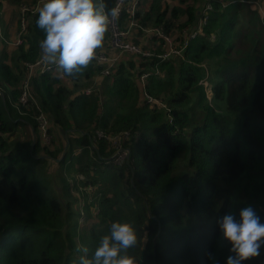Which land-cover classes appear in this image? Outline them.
Masks as SVG:
<instances>
[{
	"label": "trees",
	"instance_id": "16d2710c",
	"mask_svg": "<svg viewBox=\"0 0 264 264\" xmlns=\"http://www.w3.org/2000/svg\"><path fill=\"white\" fill-rule=\"evenodd\" d=\"M25 1L0 0V9L4 4L17 15ZM177 1L183 7L174 5L167 16L164 0H144L147 8L134 16L138 27L168 34L187 25L196 28L197 10L187 2L204 0ZM208 1L213 9L204 34L191 41L184 59L122 62L103 79V98L84 93L101 71L96 60L77 77L29 69L41 58L44 33L35 21L42 5L23 14L18 45L5 44L10 40L2 37L0 264H74L77 245H86L91 255L114 221L130 222L136 229L138 243L128 255L138 264H225L230 245L220 239L217 220L226 213L239 219L241 209L250 206L264 222V16L256 8L245 10L250 0ZM114 2L108 0L109 8ZM240 17L246 20L236 27ZM126 19L123 14L120 23ZM138 27L135 34L141 35ZM107 37L108 32L103 45ZM246 38L245 50H233ZM202 63L209 72L210 101L198 84L205 74ZM130 70L152 72L144 91L164 102L169 113L139 100ZM26 80L48 118L50 144L41 143L36 106L18 101ZM18 126L28 129V141H12L22 133ZM97 131L109 139L95 138ZM116 136L119 146L129 150L120 164L112 157L116 149L110 138ZM182 152L185 165L177 167ZM62 153L66 171L76 164L74 171L91 179L82 186L94 197L82 201L86 221L94 220L80 231L78 210L66 198L71 190L66 179L59 176L54 185H63L62 190H54L37 171L41 161ZM263 248L259 257L243 264H260Z\"/></svg>",
	"mask_w": 264,
	"mask_h": 264
},
{
	"label": "clouds",
	"instance_id": "9594fccd",
	"mask_svg": "<svg viewBox=\"0 0 264 264\" xmlns=\"http://www.w3.org/2000/svg\"><path fill=\"white\" fill-rule=\"evenodd\" d=\"M120 12V6L109 8L108 0H46L35 21L44 33L39 41L42 61L55 66L61 77L82 75L96 59L110 24ZM217 225L220 239L230 245L231 254L225 264H243L261 255L264 222L253 208L241 209L239 219L226 213L217 220ZM137 243V231L132 223L114 221L91 255L86 245H77L75 251L79 255L74 264H138L128 255ZM207 255L213 258L212 253Z\"/></svg>",
	"mask_w": 264,
	"mask_h": 264
},
{
	"label": "rangeland",
	"instance_id": "374dc122",
	"mask_svg": "<svg viewBox=\"0 0 264 264\" xmlns=\"http://www.w3.org/2000/svg\"><path fill=\"white\" fill-rule=\"evenodd\" d=\"M232 1H235V0H231L230 2H232ZM164 3L168 4V10H167V13H166L167 16H170L171 8L174 5L183 7L182 5H180V3L177 0H164ZM188 3L193 4L191 6H193L197 10L198 23H199V21L203 20L202 19V14L205 12V10H204L205 8H209L210 11L213 9L212 4L208 0H206V1L204 0V1L199 2V3L198 2L193 3L192 1H188L187 4ZM21 4L22 5H18L19 14H17V15L13 14V12H11V11H7V8L4 6V4L1 6L0 18L2 20L0 21V40L2 39V37H4L7 40H10L9 39V35H7L5 33L6 32V22H8V24L13 25V26L16 27V35H18V33L20 32V29H21V21H20V18H21V7L22 6L30 7V0H29V2L25 1V2H23ZM253 8H256L260 12V18L262 19L263 16H264V0H250L248 2V4L246 5L245 10H250L251 11ZM207 14H208V11H206V16H207ZM244 15L247 18V15L246 14H244ZM16 18H18V27L15 25ZM243 18L244 17H240L239 18V22L237 23L236 27L241 25V23L245 22L246 19L244 20ZM207 21L208 20L206 18L205 25L207 24ZM191 27H192L191 25H187L186 28H183V29H185V32H187L188 30H192V29H190ZM147 29H149V28H147ZM174 30H175V28L173 29V31ZM244 32L246 33V30H244ZM203 34H204V32L202 34H200V36H202ZM126 36L127 35H125L124 37H126ZM124 37L122 38V41L124 40ZM208 38L213 43L215 41V39H216L215 38V33L211 32L208 35ZM192 40L189 41L188 46L190 45ZM127 41L130 44H132L133 46L138 47L140 49V51L147 50V51H149L151 53H154L155 55L160 53V50H161L159 45L153 46L151 48L144 47L142 45V43H141V41L144 42V40L143 39L141 40V36L140 35H136L135 33L133 35L127 37ZM249 41H250L249 38H246L241 43H234L233 44V50H245L247 48V45H248ZM9 43H10L9 41L5 42V44L10 45ZM13 45H15V44H13ZM122 52L120 54H118V57L115 59L116 64H115L114 68L111 70V72L109 74L103 75L101 73L102 71H103L104 74L107 73V70H105L106 66L105 65H100V67H101L100 73L97 74L96 76H94L90 80V85L84 90V92L85 91L89 92L88 94H91L92 92L98 93L100 98H103L102 94H101V88H102L103 79L106 78V77H110V75H112L114 73V69L117 66L119 68V66L121 65L122 62L139 61V58L137 56H141L140 54H137V53H134V52L133 53L132 52L128 53L129 55H124L123 56V54H125V53H122ZM141 57L142 58H147V57H144V55H142ZM184 57L185 56H182V57H179V58L184 59ZM201 66L204 67L205 74H204L203 78L198 81V84L203 87V90L205 92V96L210 101L212 94H211V89H210L211 86H210V82H209V72H208L207 67H206L205 64L202 63ZM143 73H146L147 75H145ZM157 73H158V71L155 72V74H157ZM129 74H132L133 76H135V79L137 81L138 90H139V92H138L139 100L141 101L142 98H145V96L148 95L144 90H147V86H148V83H149L148 82V78L152 74V72L151 71H145V72H142V73L139 74V73L135 72L134 70H130ZM203 80H205L207 82V86H204V84L201 83V81H203ZM147 97H148V99H146V103H147L148 106H150V107L157 106V107L165 110L166 113H169V108H167L166 105L164 104V102H162L160 99H158V98H156V97H154L152 95H148ZM20 128H22L21 129L22 133H17L15 135H13L12 141H15V140H17V141H28L29 140L30 136H29L28 129L26 127L23 128L21 126H18V129H20ZM24 130H25V132H24ZM117 137H119V136H117ZM51 141H52V133L50 132L48 142H44L42 140L41 143L43 145H47V144H50ZM112 141H113V139H112ZM112 141H110V143H111V146L113 147ZM63 156L64 155L62 153L61 157L58 156L54 160L45 159L44 161H41L38 164L37 171H38L39 179L41 181L42 180L44 181V179H45L46 182L48 183L49 188L52 187V189H54V190H59V191L62 190L61 186H63V185H58V187L54 185L55 183L57 184V182H59V176L61 178H65L66 179V181H67L66 184H68V186L69 185L71 186V190L69 191V193L67 195L68 197H66V198H71L72 199V204H73L72 208L75 209V210H78L79 223H78V228L77 229H78V231H80L81 229H83L85 227H89L90 223L92 222L91 220H94V219H90V220H88L89 222L86 221V213H85V210H84V203L82 201V199H84V197H85V200L87 201V203H89V201H91V199L94 197V194H92L90 191H88V193L86 192L87 189L90 190L89 188H86L85 186H82V181H85V180L91 181V179L90 178L86 179L85 178L87 176L86 174L76 173L74 171V169L77 168L76 164L74 166L68 167L69 169H68V171H66V169H64L63 164L60 163L61 159L63 158ZM184 156H185V152H182V153L179 154L178 160H177V163H176L177 167H182V166L185 165L182 162L183 159H184ZM63 169H64V171H63ZM96 212L98 213V211H96ZM263 252H264V250L262 251V260H261V262L264 259Z\"/></svg>",
	"mask_w": 264,
	"mask_h": 264
},
{
	"label": "built area",
	"instance_id": "2783aa9c",
	"mask_svg": "<svg viewBox=\"0 0 264 264\" xmlns=\"http://www.w3.org/2000/svg\"><path fill=\"white\" fill-rule=\"evenodd\" d=\"M144 0H123V3H120V0H115L114 6H120L121 7V12L119 17L112 21V23L109 26L108 29V37L106 42L104 43L105 45L102 47V49L97 53L96 57V63L99 65H105V70H107V73L104 74L103 71L101 72L103 75H107L111 72V70L114 68L116 61L115 59L118 57V54L122 53L124 55H129L128 53H137L140 54L141 56L144 55V57L150 58V57H158L162 60L168 59L172 56H178L182 57L184 56V51L188 47L189 41L192 39H195L196 37L200 36V34L203 33L202 27L205 25V20L206 18L208 19V14L206 16V11H210L209 8H205V12L202 14V21H199L198 25L196 28H193L192 30H188L185 32V29L179 31V30H174L173 34H168L165 33L163 29L161 28H153V29H146L143 27H138L136 20L134 19L135 13L137 12L138 9H146L147 6L143 5ZM46 0H38L35 4H31L30 7H21V29L18 35H16V38L14 40V44L18 45L20 43V34L23 32L24 29V18L23 14L26 12H35L37 11L43 3H45ZM123 14H126L127 19L124 21L123 24L120 23V19ZM139 30L141 31V37L143 40H147L150 42V47L159 45L160 46V53L155 55L154 53H151L147 50L140 51L138 47L133 46L127 41V37L133 35L135 33L134 30ZM176 34L175 36H172ZM127 35L126 37H124ZM124 37V40L122 41V38ZM178 39V40H177ZM149 42H148V47H149ZM149 52V53H148ZM141 56H137L142 58ZM29 69L31 72L33 70H37L40 73H45V72H52L55 74H58V70L55 66L45 64L42 59L40 58L37 62L34 64H30ZM116 69V68H115ZM145 72V71H142ZM140 72V73H142ZM139 73V74H140ZM147 75L146 73H143ZM204 86H207V82L205 80L201 81ZM1 93V92H0ZM86 95L89 92H84ZM148 95L145 96V98H142L146 102V99ZM18 101L22 106H27L29 104H34L36 106V125L38 129V133L41 137V140L44 142H48L49 140V133H48V126H49V121L44 112L40 109L38 106L36 100L32 96L30 92V88L28 85V81L26 80L24 82V85L22 87L21 94L19 95ZM103 138L108 140L109 138L104 135V133L97 131L95 132V138ZM113 139V141H112ZM112 141V145L115 146V153L112 156L113 161L116 164H120V162L123 159L128 158L129 156V150L126 148H121L119 137H114L110 138ZM120 148V149H119ZM127 153H126V152ZM264 250V248H263ZM263 257H264V252H263ZM260 264H264V259Z\"/></svg>",
	"mask_w": 264,
	"mask_h": 264
},
{
	"label": "crops",
	"instance_id": "0c3cea01",
	"mask_svg": "<svg viewBox=\"0 0 264 264\" xmlns=\"http://www.w3.org/2000/svg\"><path fill=\"white\" fill-rule=\"evenodd\" d=\"M6 32L9 35V39H10V44L13 45L14 40L16 38V31H15V26L8 24V22H6ZM142 40V37H141ZM147 40H144V42L141 41L142 45L147 44L148 45ZM72 98V97H71Z\"/></svg>",
	"mask_w": 264,
	"mask_h": 264
}]
</instances>
